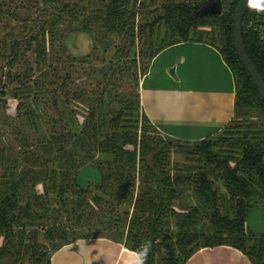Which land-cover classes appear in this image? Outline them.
Segmentation results:
<instances>
[{
    "label": "trees",
    "instance_id": "obj_1",
    "mask_svg": "<svg viewBox=\"0 0 264 264\" xmlns=\"http://www.w3.org/2000/svg\"><path fill=\"white\" fill-rule=\"evenodd\" d=\"M240 1L221 0V16H197L208 0H0L8 70L0 68V94L19 103L12 141L0 131V262L38 225L44 242L35 230L23 250L28 264H51L63 248L100 238L134 253L151 241L147 264H187L220 247L264 264V233L246 227L264 208V122L256 116L264 117V102L234 48ZM245 16L246 53L264 81V13ZM201 27L219 34L205 42L193 35ZM76 32L92 39L83 58L64 43ZM190 41L219 51L236 88L232 120L199 142L162 134L139 92L153 60ZM86 166L100 173L98 184L80 186Z\"/></svg>",
    "mask_w": 264,
    "mask_h": 264
},
{
    "label": "crops",
    "instance_id": "obj_2",
    "mask_svg": "<svg viewBox=\"0 0 264 264\" xmlns=\"http://www.w3.org/2000/svg\"><path fill=\"white\" fill-rule=\"evenodd\" d=\"M153 68H156L154 81L147 83ZM171 69L174 80L164 81L168 82L165 85L158 83L162 74ZM140 86L141 104L148 119L162 134L180 141L199 142L214 136L234 116L236 88L231 70L219 51L206 43L190 41L166 49L153 60ZM165 86L171 96L177 94L181 100L186 99L184 107H179L176 120L171 114L168 118L166 113L159 120L154 107L150 111L145 107L147 98L162 97L160 89ZM174 124L177 130L172 129ZM133 256L134 252L123 245L100 238L63 248L52 256L51 264H130ZM225 260L251 264L230 247L202 249L187 264H224Z\"/></svg>",
    "mask_w": 264,
    "mask_h": 264
},
{
    "label": "rangeland",
    "instance_id": "obj_3",
    "mask_svg": "<svg viewBox=\"0 0 264 264\" xmlns=\"http://www.w3.org/2000/svg\"><path fill=\"white\" fill-rule=\"evenodd\" d=\"M28 16L26 11H21V17L22 19H25ZM37 16L34 17V19H36ZM11 23L13 28L14 26H16L15 28H17L19 25H17L16 21H12L8 19V23ZM160 36L159 38L162 39L165 35V27H162L160 30ZM6 32H2L0 33V37H2ZM219 33H217V30L212 29L210 27H201L196 31V34H193L196 38H201L203 41L205 42H210L213 39V36L216 37L218 36ZM212 42V41H211ZM65 45L67 47L68 53L75 57V58H83L85 56H87V54L91 51L92 49V39L89 35L87 34H83V33H73V34H69L67 36V38L65 39ZM214 44V43H213ZM215 45H217V42H215ZM109 57L112 56V52L109 53L108 55ZM25 59L30 60V63L33 64V70H36V63H35V59L36 57L30 53L28 55H26L24 57ZM3 63H0V68H4L3 67ZM156 69V68H155ZM155 69H152V76L147 80V83L152 80V82L154 81V73H155ZM150 71V70H149ZM4 72L5 75L7 74L8 70L4 68ZM101 73L99 72L100 76ZM38 77V73L34 74V78L33 80ZM153 78V79H152ZM1 79V78H0ZM168 79H171L172 81L174 80L173 76H172V69L166 71V74H162V77L159 78L158 83H168V82H164L167 81ZM6 79L4 77H2V83L6 82V84L8 83L7 81H5ZM147 83L145 84V88H144V92L147 89ZM156 85V83L154 84ZM167 86L163 87L160 89V93L163 94L162 97L160 98H156V97H150L147 98L145 100L146 104L145 107L150 111L151 108L156 109V116L157 118L160 120V118L163 117V114L166 113L167 117H169V114H171V116H173L176 120V117L180 111L181 108L179 107H184L185 105V100L183 97V100H181V98H179V95L175 94V95H170L167 91H165ZM157 88V87H156ZM9 90V88H8ZM140 92V89H139ZM156 101V102H155ZM18 100H14L10 95L9 96H2L0 94V131L1 132H8V140L11 142L12 139L10 138V134H12L13 129L12 126L10 125V120L15 119L17 117V111H16V107H17ZM143 109V107H142ZM256 116L258 117V119L262 122H264V117L259 116L258 114H256ZM255 116V117H256ZM173 130H177V125L174 124L172 126ZM176 132V131H175ZM101 158V157H100ZM173 162H178L180 164H183V158L182 157H178V156H173L172 158ZM189 166H196L193 163H189ZM81 176H79V184L81 187H86L88 184H98L101 180V175L100 173L92 166H86L85 168L82 169ZM218 186L220 188V191L223 195H225V190L223 189V187L220 185V183H218ZM192 194H187L186 196V202L188 204V206H193L195 204L194 199L192 198ZM230 207V204L225 203L224 208L228 209ZM246 227L248 228V230L255 236H260L264 233V208L261 209H253L251 211V213L249 214V217L246 221ZM37 230L38 231V240L39 242H44L43 240V232H42V228L41 226H35L33 229H28V233L24 239V244H23V248L22 250H16L12 252V255L10 258L7 259H3L0 264H28V258L25 254V252L23 250H25V247H27V245L30 244L31 242V236L33 234V232ZM248 262V261H247ZM214 264H220V262L218 263H214ZM224 264H243L242 262H235L233 261H224ZM249 264V262H248Z\"/></svg>",
    "mask_w": 264,
    "mask_h": 264
},
{
    "label": "water",
    "instance_id": "obj_4",
    "mask_svg": "<svg viewBox=\"0 0 264 264\" xmlns=\"http://www.w3.org/2000/svg\"><path fill=\"white\" fill-rule=\"evenodd\" d=\"M247 0H241L235 10V26L233 32L234 39V48L237 52V56L239 58L240 63L245 67L246 71L252 78L262 101L264 102V81L261 76L258 74L255 66L252 61L249 59L246 48L242 38V24L243 18L246 17V13L248 11ZM223 13V6L221 0H208L207 5L204 6L198 13L197 16L204 15H215L221 16Z\"/></svg>",
    "mask_w": 264,
    "mask_h": 264
},
{
    "label": "clouds",
    "instance_id": "obj_5",
    "mask_svg": "<svg viewBox=\"0 0 264 264\" xmlns=\"http://www.w3.org/2000/svg\"><path fill=\"white\" fill-rule=\"evenodd\" d=\"M247 7L258 14L264 13V0H247ZM151 248V241L144 242L134 253V256L130 260V264H147Z\"/></svg>",
    "mask_w": 264,
    "mask_h": 264
},
{
    "label": "flooded vegetation",
    "instance_id": "obj_6",
    "mask_svg": "<svg viewBox=\"0 0 264 264\" xmlns=\"http://www.w3.org/2000/svg\"><path fill=\"white\" fill-rule=\"evenodd\" d=\"M19 15H20V17H21V12H20V14H19ZM21 18H22V17H21Z\"/></svg>",
    "mask_w": 264,
    "mask_h": 264
},
{
    "label": "bare ground",
    "instance_id": "obj_7",
    "mask_svg": "<svg viewBox=\"0 0 264 264\" xmlns=\"http://www.w3.org/2000/svg\"><path fill=\"white\" fill-rule=\"evenodd\" d=\"M144 86V85H143ZM144 88H145V86H144Z\"/></svg>",
    "mask_w": 264,
    "mask_h": 264
}]
</instances>
